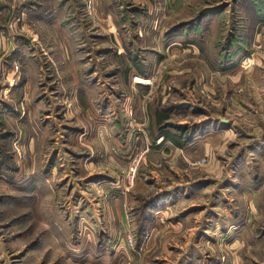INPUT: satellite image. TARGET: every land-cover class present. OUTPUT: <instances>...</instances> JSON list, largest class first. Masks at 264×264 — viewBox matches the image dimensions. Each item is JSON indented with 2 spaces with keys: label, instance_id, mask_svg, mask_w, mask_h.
<instances>
[{
  "label": "rangeland",
  "instance_id": "rangeland-1",
  "mask_svg": "<svg viewBox=\"0 0 264 264\" xmlns=\"http://www.w3.org/2000/svg\"><path fill=\"white\" fill-rule=\"evenodd\" d=\"M17 3L0 264H264V0Z\"/></svg>",
  "mask_w": 264,
  "mask_h": 264
},
{
  "label": "crops",
  "instance_id": "crops-1",
  "mask_svg": "<svg viewBox=\"0 0 264 264\" xmlns=\"http://www.w3.org/2000/svg\"><path fill=\"white\" fill-rule=\"evenodd\" d=\"M11 1H13V0H11ZM34 1H36V3H37L38 0H34ZM17 2L19 3V0H17ZM20 2H25V0H20ZM45 2H46V0H45ZM18 3H17V4H18ZM19 4H20V3H19ZM19 6H20V5H19ZM58 9H59V8H56L55 11H58ZM56 13H58V12H56Z\"/></svg>",
  "mask_w": 264,
  "mask_h": 264
}]
</instances>
